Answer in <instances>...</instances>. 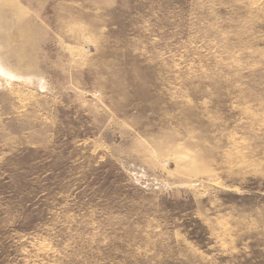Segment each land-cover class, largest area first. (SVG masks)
<instances>
[{"label": "rangeland", "instance_id": "obj_1", "mask_svg": "<svg viewBox=\"0 0 264 264\" xmlns=\"http://www.w3.org/2000/svg\"><path fill=\"white\" fill-rule=\"evenodd\" d=\"M0 62V264H264V0H0Z\"/></svg>", "mask_w": 264, "mask_h": 264}, {"label": "bare ground", "instance_id": "obj_2", "mask_svg": "<svg viewBox=\"0 0 264 264\" xmlns=\"http://www.w3.org/2000/svg\"><path fill=\"white\" fill-rule=\"evenodd\" d=\"M0 74L6 77L8 80L13 78H18V74L8 68L4 63L0 62ZM7 80V81H8Z\"/></svg>", "mask_w": 264, "mask_h": 264}]
</instances>
